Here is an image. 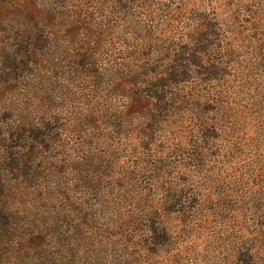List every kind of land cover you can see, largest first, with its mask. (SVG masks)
<instances>
[{"label":"trees","instance_id":"obj_1","mask_svg":"<svg viewBox=\"0 0 264 264\" xmlns=\"http://www.w3.org/2000/svg\"><path fill=\"white\" fill-rule=\"evenodd\" d=\"M3 22L0 264H179L195 233L252 264L264 0H0ZM95 210L119 222L94 232ZM202 210L239 211L212 228Z\"/></svg>","mask_w":264,"mask_h":264},{"label":"rangeland","instance_id":"obj_2","mask_svg":"<svg viewBox=\"0 0 264 264\" xmlns=\"http://www.w3.org/2000/svg\"><path fill=\"white\" fill-rule=\"evenodd\" d=\"M216 11V10H214ZM7 25L3 22L0 24V45H3L6 43V37H8L9 32L7 30ZM264 97V96H263ZM121 100V99H120ZM122 104V102H120ZM128 105V102H127ZM251 116L253 112L249 113ZM132 126L138 127L141 125V121L138 119H133L132 121ZM215 165L211 160H207L206 162V168L208 170L214 169ZM106 196V192L104 193ZM29 213L37 214L41 212H51V213H60V215H68V211L70 210H26ZM92 214H95L93 212L94 210H89ZM96 212H99V218L97 219V222L95 224V230L94 232H100L102 229L105 230L108 227L112 226V224H115L116 222H119V219L116 218L115 221L110 220L113 218V216L110 215V212L116 211V210H95ZM239 210H202L205 215L208 217L209 224L212 228L215 226H219L225 223L229 218L234 217V213ZM124 213V212H122ZM244 214V215H243ZM264 214V213H263ZM263 214H261V217L257 219L256 215H254L252 212L245 211L238 213L240 216V220L242 222V226L248 230V231H253L254 230V225L255 223L258 222H263ZM176 222L174 221V224L178 223L177 218H174ZM65 220V219H62ZM228 226V224H226ZM226 226V227H227ZM209 228V229H212ZM100 230V231H99ZM207 233H204V235L200 233H195L192 238L193 240L198 238L196 242L192 245L191 251L186 254L185 260L179 264H235L233 261L231 262H226L227 260H224L225 258V250H219L218 244H216L215 239H207ZM102 238V237H101ZM101 238H95V240H100ZM254 249H257L258 252L260 253L252 262V264H264V239H263V244H253ZM91 251V255L94 256L95 253H93L92 249H88ZM101 254L102 253H108L111 250L107 247H102L101 248ZM111 256V255H109ZM92 260L91 259H86L84 260L85 264H91ZM97 264H107V262L102 259H99L97 261ZM151 264V263H150ZM152 264H170L168 260H158V263L155 261L152 262Z\"/></svg>","mask_w":264,"mask_h":264}]
</instances>
